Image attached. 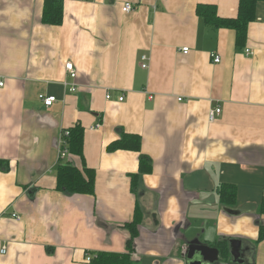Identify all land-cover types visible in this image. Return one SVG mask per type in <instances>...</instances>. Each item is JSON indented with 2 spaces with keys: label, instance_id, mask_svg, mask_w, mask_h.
Segmentation results:
<instances>
[{
  "label": "crops",
  "instance_id": "crops-1",
  "mask_svg": "<svg viewBox=\"0 0 264 264\" xmlns=\"http://www.w3.org/2000/svg\"><path fill=\"white\" fill-rule=\"evenodd\" d=\"M45 2L0 0V264L127 252L137 210L134 264H187L191 240L228 248L232 238L264 264V0L243 43L197 13L210 4L236 18L240 0H62L58 25L43 21ZM40 94L57 101L47 107ZM77 125L84 157L61 158ZM123 136H139L151 172L138 173L139 151L107 149ZM61 162L94 169L95 193L59 190Z\"/></svg>",
  "mask_w": 264,
  "mask_h": 264
},
{
  "label": "trees",
  "instance_id": "trees-1",
  "mask_svg": "<svg viewBox=\"0 0 264 264\" xmlns=\"http://www.w3.org/2000/svg\"><path fill=\"white\" fill-rule=\"evenodd\" d=\"M258 0H240L239 14L236 18H222L217 14L216 7L210 4H200L197 7V13L204 18L206 23H210L216 27H233L238 31L239 43L245 42L247 38V28L251 20L255 18V7ZM43 21L48 24H61L63 21V3L62 0H46ZM70 134L67 136L69 143V151L72 155L84 157V129L77 125L70 129ZM123 136L121 139H116L107 145L109 151L117 149L132 148L139 151L140 168L138 173L151 172L152 159L141 153V142L139 136L126 139ZM8 162L0 160V167L5 166ZM132 175L131 187L132 191L136 192L138 189L139 174ZM57 188L68 194L75 193H95V170L84 166L83 169L71 164L70 162H61L57 168ZM223 198H226L221 194ZM232 193H229L227 199H232ZM261 213L264 214V201L260 208ZM142 214L140 210L136 211L134 220L128 222L124 226L130 231V239L128 241V250L123 253L116 252H98L96 256L92 257V264H134L133 259L134 241L139 235V224L141 223ZM264 236L262 231L260 238ZM227 252V248H221Z\"/></svg>",
  "mask_w": 264,
  "mask_h": 264
},
{
  "label": "water",
  "instance_id": "water-1",
  "mask_svg": "<svg viewBox=\"0 0 264 264\" xmlns=\"http://www.w3.org/2000/svg\"><path fill=\"white\" fill-rule=\"evenodd\" d=\"M227 249V255L230 257V263L227 264H247V258L251 257L250 253L252 252L253 248L250 244H247V242L245 244L244 240L232 238L228 240ZM185 256L187 264L222 263L220 248L202 243L198 239L190 241L189 245L186 247ZM251 264L253 263L251 262Z\"/></svg>",
  "mask_w": 264,
  "mask_h": 264
},
{
  "label": "built area",
  "instance_id": "built-area-1",
  "mask_svg": "<svg viewBox=\"0 0 264 264\" xmlns=\"http://www.w3.org/2000/svg\"><path fill=\"white\" fill-rule=\"evenodd\" d=\"M135 10V7L133 5L132 2H126L124 5H123V11L126 12V13H131ZM183 51L184 53H188L189 52V48L188 47H184L183 48ZM246 54H250V55H253L254 52L251 51L250 49H246L245 50ZM211 56L213 57V62L214 63H220L221 62V56L217 53V52H213L211 53ZM143 60L146 61L147 60V57L144 56L143 57ZM142 66L144 68H146L148 66V64L146 62H143L142 63ZM66 69H67V72H68V75L70 76V78H72L73 80L77 77V70L73 64V62L69 61L66 63ZM4 85V81L3 80H0V87H2ZM69 90L71 92H75L77 90V86H76V83L73 82L70 84V87H69ZM40 99L42 100V102L44 103L45 106L47 107H50L53 105V103L55 101H57V97L56 96H46L44 94H40L39 95ZM108 98H110V95L108 94L107 96ZM152 98V97H150ZM119 100L120 101H123L124 100V96L121 95L119 97ZM222 112V109L221 107H216L215 109H212L209 113V120L212 122L216 119L217 116L220 115V113ZM70 132L67 130L65 131V134L63 136V140L61 141V151H60V157L61 158H65L68 154H69V150H68V145H67V142L66 140V137L69 136ZM16 218H20L19 216H16ZM185 251H186V247H185ZM2 253H5L6 252V247H3L2 250H1ZM88 261L91 260L90 257L87 258Z\"/></svg>",
  "mask_w": 264,
  "mask_h": 264
},
{
  "label": "flooded vegetation",
  "instance_id": "flooded-vegetation-1",
  "mask_svg": "<svg viewBox=\"0 0 264 264\" xmlns=\"http://www.w3.org/2000/svg\"><path fill=\"white\" fill-rule=\"evenodd\" d=\"M220 248V251H221V264H227V263H230L229 262V260H230V257H229V255H227V252L225 253V251H223L222 249H221V247H219ZM249 259V258H248ZM247 259V264H251V262H250V260H248ZM251 259V258H250ZM223 262H226V263H223ZM249 262V263H248Z\"/></svg>",
  "mask_w": 264,
  "mask_h": 264
},
{
  "label": "rangeland",
  "instance_id": "rangeland-1",
  "mask_svg": "<svg viewBox=\"0 0 264 264\" xmlns=\"http://www.w3.org/2000/svg\"><path fill=\"white\" fill-rule=\"evenodd\" d=\"M226 253V252H225Z\"/></svg>",
  "mask_w": 264,
  "mask_h": 264
}]
</instances>
